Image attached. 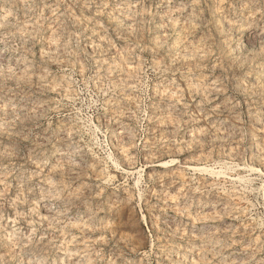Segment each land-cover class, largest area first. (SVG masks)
I'll return each instance as SVG.
<instances>
[{"label":"rangeland","instance_id":"rangeland-1","mask_svg":"<svg viewBox=\"0 0 264 264\" xmlns=\"http://www.w3.org/2000/svg\"><path fill=\"white\" fill-rule=\"evenodd\" d=\"M0 264H264V0H0Z\"/></svg>","mask_w":264,"mask_h":264}]
</instances>
